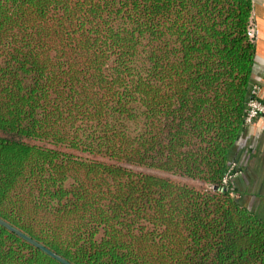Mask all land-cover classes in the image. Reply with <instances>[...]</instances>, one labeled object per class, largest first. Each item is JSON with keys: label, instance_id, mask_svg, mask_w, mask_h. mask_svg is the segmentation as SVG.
Returning <instances> with one entry per match:
<instances>
[{"label": "trees", "instance_id": "1", "mask_svg": "<svg viewBox=\"0 0 264 264\" xmlns=\"http://www.w3.org/2000/svg\"><path fill=\"white\" fill-rule=\"evenodd\" d=\"M251 14L0 0V219L71 264H264V219L232 189ZM0 264L62 263L0 225Z\"/></svg>", "mask_w": 264, "mask_h": 264}, {"label": "crops", "instance_id": "2", "mask_svg": "<svg viewBox=\"0 0 264 264\" xmlns=\"http://www.w3.org/2000/svg\"><path fill=\"white\" fill-rule=\"evenodd\" d=\"M251 22L258 29L251 84L264 101V0H251ZM238 172L232 179L233 196L264 219V119L246 124L235 149Z\"/></svg>", "mask_w": 264, "mask_h": 264}, {"label": "built area", "instance_id": "3", "mask_svg": "<svg viewBox=\"0 0 264 264\" xmlns=\"http://www.w3.org/2000/svg\"><path fill=\"white\" fill-rule=\"evenodd\" d=\"M247 35L254 41L258 36L257 26L253 22L250 23V26L247 31ZM250 92H251L252 98L248 102V109H247V113L245 116L246 124H250L251 122H253L255 119H258V118L264 119V101L258 97L257 87L253 86ZM233 168H234V165H231V167L229 168V171L226 173V175L224 176L222 180L223 183H227L228 180L231 179L233 175L231 171Z\"/></svg>", "mask_w": 264, "mask_h": 264}, {"label": "water", "instance_id": "4", "mask_svg": "<svg viewBox=\"0 0 264 264\" xmlns=\"http://www.w3.org/2000/svg\"><path fill=\"white\" fill-rule=\"evenodd\" d=\"M213 189H218L217 187H214ZM0 225L4 226L5 228H7L8 230L14 232L15 234H17L18 236H20L22 239H24L25 241H27L28 243L32 244L33 246L39 248L41 251H43L44 253H46L47 255L51 256L52 258L56 259L57 261H59L62 264H71L68 261H66L65 259L61 258L60 256L56 255L55 253L51 252L50 250H48L47 248H45L43 245H41L40 243H38L37 241L33 240L32 238H30L29 236L23 234L22 232H20L19 230H17L16 228L12 227L11 225H9L7 222L3 221L0 219Z\"/></svg>", "mask_w": 264, "mask_h": 264}]
</instances>
